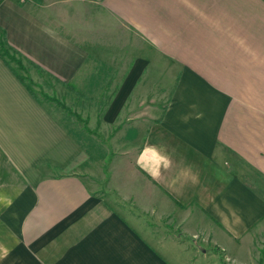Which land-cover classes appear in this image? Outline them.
<instances>
[{
  "label": "crops",
  "instance_id": "0c3cea01",
  "mask_svg": "<svg viewBox=\"0 0 264 264\" xmlns=\"http://www.w3.org/2000/svg\"><path fill=\"white\" fill-rule=\"evenodd\" d=\"M1 35L120 156L96 194L0 56V264H264V0H0Z\"/></svg>",
  "mask_w": 264,
  "mask_h": 264
},
{
  "label": "rangeland",
  "instance_id": "374dc122",
  "mask_svg": "<svg viewBox=\"0 0 264 264\" xmlns=\"http://www.w3.org/2000/svg\"><path fill=\"white\" fill-rule=\"evenodd\" d=\"M122 39L125 40V38ZM129 41L132 43L135 39H129ZM114 56L117 57L115 54ZM13 62L14 61H12V63ZM13 64L15 65L16 63L14 62ZM15 67L17 68V71L28 80L38 95L50 103L49 106H51L50 109L53 112L54 117L58 121L61 119L66 126L65 128L71 131V135L75 139L80 140L81 144L84 145V147L82 146L84 148V153H86L87 161L90 162L92 167V169L88 166L86 167L91 175L90 186L96 194H105V196H108L106 192L110 193V189L107 188L106 182L108 174L107 164L112 158L120 156V150L116 151L115 148L106 147L107 137L111 138L112 129L110 127L115 128V125L107 127V129L109 128L107 133L105 130V122L103 121V100L98 99V101H86L82 99L79 103L74 99L68 97L65 98L62 96V87L56 84L49 76L43 74V76H39L34 73L29 66L25 67V69H18L17 65H15ZM99 74L104 78L105 71H101ZM91 88L95 90L97 87L91 86ZM94 102L97 104V110L92 117H89V113L92 114L94 111ZM112 136L116 137L119 136V134H114ZM110 138H108L109 141H111ZM111 202L114 208L119 210L120 198L117 194L113 195ZM174 232L172 233L174 234ZM195 237L197 238V236ZM209 249H211V245L209 246ZM260 249H264V244L259 247V251L262 252ZM219 252V255L223 259H227L230 264H234V261L227 257L228 255L224 249H220Z\"/></svg>",
  "mask_w": 264,
  "mask_h": 264
},
{
  "label": "trees",
  "instance_id": "16d2710c",
  "mask_svg": "<svg viewBox=\"0 0 264 264\" xmlns=\"http://www.w3.org/2000/svg\"><path fill=\"white\" fill-rule=\"evenodd\" d=\"M0 56L7 60L14 61L19 68H23V59L22 56L16 53L13 49H11L5 40L3 39L2 35L0 36ZM25 69V67L23 68ZM22 81L26 83L28 87L31 88V84L28 82V80L22 75L21 76ZM264 252V249H262V253Z\"/></svg>",
  "mask_w": 264,
  "mask_h": 264
}]
</instances>
